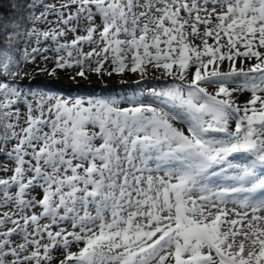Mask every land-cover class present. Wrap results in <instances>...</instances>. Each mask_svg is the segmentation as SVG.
Wrapping results in <instances>:
<instances>
[{
  "label": "snow or ice",
  "instance_id": "snow-or-ice-1",
  "mask_svg": "<svg viewBox=\"0 0 264 264\" xmlns=\"http://www.w3.org/2000/svg\"><path fill=\"white\" fill-rule=\"evenodd\" d=\"M0 264H264V0H0Z\"/></svg>",
  "mask_w": 264,
  "mask_h": 264
},
{
  "label": "rangeland",
  "instance_id": "rangeland-1",
  "mask_svg": "<svg viewBox=\"0 0 264 264\" xmlns=\"http://www.w3.org/2000/svg\"><path fill=\"white\" fill-rule=\"evenodd\" d=\"M71 72H58L56 77L48 74H41L37 78L46 82V86L53 91L63 93L65 96H79L85 99L89 97H133L143 93L147 95V89L150 87L160 88L164 86L165 80L157 78L158 74L150 73L148 79L140 84L133 81L137 79L134 76L125 77L127 83L121 84L120 78L113 76L111 78L104 77L98 79L92 76L89 80L77 78L70 79ZM64 85V88H61ZM107 85V87H104Z\"/></svg>",
  "mask_w": 264,
  "mask_h": 264
}]
</instances>
